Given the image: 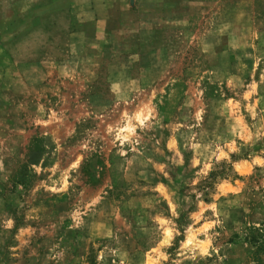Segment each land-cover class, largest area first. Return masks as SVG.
<instances>
[{
	"label": "rangeland",
	"instance_id": "1",
	"mask_svg": "<svg viewBox=\"0 0 264 264\" xmlns=\"http://www.w3.org/2000/svg\"><path fill=\"white\" fill-rule=\"evenodd\" d=\"M0 264H264V0H0Z\"/></svg>",
	"mask_w": 264,
	"mask_h": 264
}]
</instances>
